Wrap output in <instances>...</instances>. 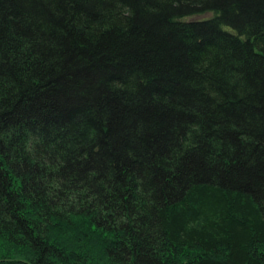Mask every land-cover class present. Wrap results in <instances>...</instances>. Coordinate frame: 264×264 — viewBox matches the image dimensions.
I'll return each instance as SVG.
<instances>
[{"label": "trees", "instance_id": "obj_1", "mask_svg": "<svg viewBox=\"0 0 264 264\" xmlns=\"http://www.w3.org/2000/svg\"><path fill=\"white\" fill-rule=\"evenodd\" d=\"M0 264H264V0H0Z\"/></svg>", "mask_w": 264, "mask_h": 264}]
</instances>
